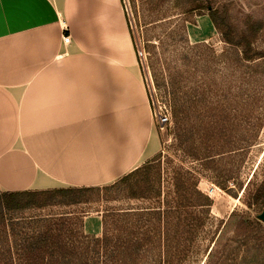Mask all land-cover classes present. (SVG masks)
Returning <instances> with one entry per match:
<instances>
[{"label": "crops", "instance_id": "0c3cea01", "mask_svg": "<svg viewBox=\"0 0 264 264\" xmlns=\"http://www.w3.org/2000/svg\"><path fill=\"white\" fill-rule=\"evenodd\" d=\"M0 21L1 191L108 185L160 151L122 0H0Z\"/></svg>", "mask_w": 264, "mask_h": 264}, {"label": "trees", "instance_id": "16d2710c", "mask_svg": "<svg viewBox=\"0 0 264 264\" xmlns=\"http://www.w3.org/2000/svg\"><path fill=\"white\" fill-rule=\"evenodd\" d=\"M186 2L187 14L208 15L223 42L239 49L243 61L264 59V50L254 45L260 24L252 23L239 34L226 4L217 0ZM125 14L143 74L139 44L132 22ZM153 48V67L154 61H165L161 66L167 80L165 86L171 91L168 100L174 124L171 131L176 142H180L182 159H169L163 168L158 153L143 166L104 186V191L114 190L138 204L104 210L100 234L85 232L83 217L75 213L42 212L57 199L64 206L87 202L81 195L101 190L99 187L12 192L0 189V264H195L203 245L205 264H264V223L247 216V212L239 214L234 210L213 231L211 224L216 221L212 216L213 199L200 187L202 176L212 173L219 188L236 198L242 193L240 200L247 208H264V177L261 181L254 180L255 172L245 184L227 175L225 167H219V158L232 151L241 162L256 139L223 142L219 136L222 129L217 107L209 120L189 129L186 65L181 60L169 61L165 49L159 52V47L153 45ZM148 93L151 101L149 89ZM228 225L233 229L225 240L224 230Z\"/></svg>", "mask_w": 264, "mask_h": 264}, {"label": "rangeland", "instance_id": "374dc122", "mask_svg": "<svg viewBox=\"0 0 264 264\" xmlns=\"http://www.w3.org/2000/svg\"><path fill=\"white\" fill-rule=\"evenodd\" d=\"M217 2L227 5L237 33L246 31L252 23L260 24L254 45L257 49L264 50V0ZM122 4L132 22L139 44L144 63L143 78L151 94L153 110L158 115L169 117L165 125H161L157 119L161 141L158 153H161L162 167L167 166L169 159H182L184 153L181 151L180 142H176L175 133L171 131L174 127L168 108L171 91L165 86L167 80L161 66L165 61L156 60L153 67V45L159 47L158 50L155 48V51L162 52L165 49L169 61L181 60L186 65L185 85L190 106L187 127L193 129L197 123L209 120L212 110L217 107L222 129L219 136L223 142L239 138L256 139L241 162L237 161L235 152L232 151L219 158V167H225L227 175L245 184L255 172L253 179L261 181L264 177V59L255 62L243 61L239 49L223 42L221 34L214 28L208 15L187 14L186 0H122ZM159 41L163 43L160 44ZM173 73L176 74V71ZM176 79L179 80L178 75ZM229 147L232 149V144ZM190 161L187 160V163L191 164ZM207 175L202 176L200 187L213 199L212 216L216 220L211 224L213 231L215 225L226 222L234 210L239 214L247 212V216L252 219L258 218L262 213L264 208H247L240 200L242 193L239 198L234 197L215 185L212 173ZM233 181L230 183L233 184ZM104 186L106 185L98 186L101 190L82 194L81 199L87 202L64 206L59 203L61 200L57 199L53 206L45 208L42 212L75 213L83 217L84 230L95 233L102 224L101 216L104 210L138 204L136 201L125 199L114 190L104 191ZM232 229V225H228L224 230L227 234L225 240L232 234ZM201 248L203 251L195 264L206 262V246Z\"/></svg>", "mask_w": 264, "mask_h": 264}, {"label": "built area", "instance_id": "2783aa9c", "mask_svg": "<svg viewBox=\"0 0 264 264\" xmlns=\"http://www.w3.org/2000/svg\"><path fill=\"white\" fill-rule=\"evenodd\" d=\"M69 40H70V37L69 36L65 37V42H68ZM154 114H155V118L158 119V121H159V123L161 125H165L169 121V117L168 116L158 115L156 113V111H154Z\"/></svg>", "mask_w": 264, "mask_h": 264}, {"label": "water", "instance_id": "95a60500", "mask_svg": "<svg viewBox=\"0 0 264 264\" xmlns=\"http://www.w3.org/2000/svg\"><path fill=\"white\" fill-rule=\"evenodd\" d=\"M258 219H259L262 223H264V209H263L262 213L259 214Z\"/></svg>", "mask_w": 264, "mask_h": 264}, {"label": "snow or ice", "instance_id": "6c2138e0", "mask_svg": "<svg viewBox=\"0 0 264 264\" xmlns=\"http://www.w3.org/2000/svg\"><path fill=\"white\" fill-rule=\"evenodd\" d=\"M0 25H2V21H0Z\"/></svg>", "mask_w": 264, "mask_h": 264}]
</instances>
